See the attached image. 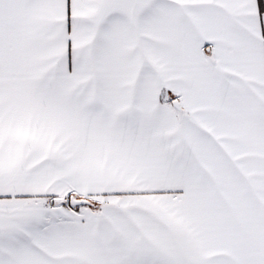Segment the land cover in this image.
Returning <instances> with one entry per match:
<instances>
[{
    "label": "snow or ice",
    "instance_id": "snow-or-ice-1",
    "mask_svg": "<svg viewBox=\"0 0 264 264\" xmlns=\"http://www.w3.org/2000/svg\"><path fill=\"white\" fill-rule=\"evenodd\" d=\"M0 264H264V0H0Z\"/></svg>",
    "mask_w": 264,
    "mask_h": 264
}]
</instances>
